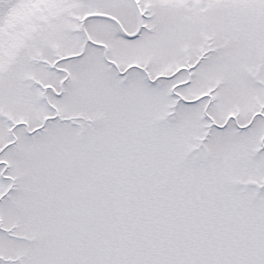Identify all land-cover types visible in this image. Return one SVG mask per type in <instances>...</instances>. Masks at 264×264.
Instances as JSON below:
<instances>
[{"label": "snow or ice", "instance_id": "6c2138e0", "mask_svg": "<svg viewBox=\"0 0 264 264\" xmlns=\"http://www.w3.org/2000/svg\"><path fill=\"white\" fill-rule=\"evenodd\" d=\"M0 264H264V0H0Z\"/></svg>", "mask_w": 264, "mask_h": 264}]
</instances>
